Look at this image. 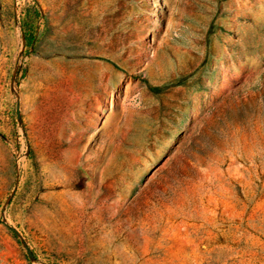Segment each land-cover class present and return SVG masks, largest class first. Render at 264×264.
Returning a JSON list of instances; mask_svg holds the SVG:
<instances>
[{"label":"rangeland","instance_id":"374dc122","mask_svg":"<svg viewBox=\"0 0 264 264\" xmlns=\"http://www.w3.org/2000/svg\"><path fill=\"white\" fill-rule=\"evenodd\" d=\"M0 264H264V0H0Z\"/></svg>","mask_w":264,"mask_h":264}]
</instances>
